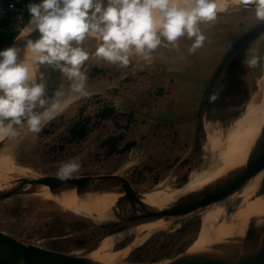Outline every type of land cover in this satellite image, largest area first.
Here are the masks:
<instances>
[{
    "label": "rangeland",
    "instance_id": "374dc122",
    "mask_svg": "<svg viewBox=\"0 0 264 264\" xmlns=\"http://www.w3.org/2000/svg\"><path fill=\"white\" fill-rule=\"evenodd\" d=\"M232 1H223L220 11H202L192 17L167 21L155 28L148 42L113 44L95 55L72 85L9 135L6 150L24 174L1 179L0 185L14 180L17 186L16 181L21 178L116 174L127 178L140 195L179 193L183 196L212 182L215 174L199 187L194 186L220 153L240 142L244 143L241 148L246 145L257 129L248 122V109L264 102V36L232 63L231 82L227 92L220 95L222 98L207 105L204 94L208 83L202 84L196 98L199 102L191 94L195 93V80L202 73L215 71L231 42L264 19V8L235 5ZM109 4L113 8L118 5ZM13 31L18 37L20 31L15 28ZM178 41L180 46L205 42V52L194 60L197 69L188 66L193 60L191 56L181 58L176 64ZM161 66L172 69L169 77L187 83L193 78L192 90L176 93L185 84L176 89L174 81L166 87L168 90L161 88L158 82ZM177 67L179 71L173 70ZM246 75L248 79L242 81ZM184 104L198 108L193 120L194 134L180 132L176 126L188 121L184 117L179 120L176 114ZM108 110H113V115L103 119L102 113ZM77 124L87 129L85 138L72 136ZM185 135H189L188 141L182 144ZM179 136H184V140ZM148 137L152 139L149 144ZM177 147L181 154L186 150L185 153L176 155ZM12 184L0 190V231L25 244L71 256L101 253L108 236L164 220L123 222L117 217L108 220L87 217L43 195L42 187L33 190L29 185L24 187V193L2 200L5 193L14 189ZM253 184L249 182L238 192L214 223L212 233L222 230L221 226L248 197ZM122 192L112 189L108 196L126 203L129 200ZM210 208L213 207L170 218L160 231L132 233L113 250L123 253L112 264H168L199 251L198 243L204 238L203 218Z\"/></svg>",
    "mask_w": 264,
    "mask_h": 264
},
{
    "label": "water",
    "instance_id": "95a60500",
    "mask_svg": "<svg viewBox=\"0 0 264 264\" xmlns=\"http://www.w3.org/2000/svg\"><path fill=\"white\" fill-rule=\"evenodd\" d=\"M145 1L123 0L113 8L109 4V2L112 3V0H71L70 3H74L75 7L69 24L65 27V31L68 30V33L57 35L55 41L49 44L41 54L40 69L35 81L29 85L30 90L19 96L5 88H0V129L9 124L12 125V128H17L72 85L90 63V60L112 45L115 37L126 28L135 11ZM63 2H56L55 6ZM113 3L115 4V2ZM241 5L250 8H264V0H255L253 3L243 0ZM42 34L43 32L40 33V35ZM92 34L97 36L98 40L94 37L87 39V36ZM2 35L3 29L0 28V39ZM262 36H264V19L248 28L231 42L206 89L205 98L208 106L213 105L220 98L219 96L225 94L229 89L232 63L248 46ZM17 38L0 53V63L8 60L7 65L0 71V77L14 72L25 60L26 46H21L20 52L15 51V47L18 45ZM54 46L56 47L54 48ZM80 58L82 59L81 65L75 70V61ZM263 171L264 142L245 167L236 169L226 178L220 179L214 184L179 198L164 209H155L148 205L143 199L146 195L136 192L132 183L121 175L47 177L57 181L51 186L52 194L72 190L76 185L99 193L112 189L123 191L126 199L140 206L123 210L117 218L123 222H134L168 216L183 217L213 206L240 192ZM16 182L17 187L5 193L2 200L24 193L26 185L32 186L33 190L38 188L35 186L36 183L30 182L27 178L17 179ZM261 184L264 186V178ZM82 194L83 192L79 191V195ZM0 264L102 263L86 256H71L33 244H25L0 231ZM168 264H264V227L252 228L243 236L216 245L213 247V252L188 254L170 261Z\"/></svg>",
    "mask_w": 264,
    "mask_h": 264
},
{
    "label": "bare ground",
    "instance_id": "6f19581e",
    "mask_svg": "<svg viewBox=\"0 0 264 264\" xmlns=\"http://www.w3.org/2000/svg\"><path fill=\"white\" fill-rule=\"evenodd\" d=\"M59 1L64 2L55 6V3ZM70 1L71 0H55L49 3L43 10L37 12L29 20L27 25L21 29L18 34V45H16L15 51L20 52L22 50L21 46H26L25 60L14 72L0 77V88H5L12 94L19 96L30 90L29 85L35 81V77L40 69L39 58L41 54L47 49L49 44L55 41L57 35L68 33V30L65 31V27L69 24L71 14L73 13L72 11H74L75 7V4L70 3ZM121 1L123 0H112V2L115 3ZM223 1L225 0H146L138 10L135 11L126 28L115 37L112 45L126 42H148L153 38L154 30L157 26L163 25L170 20H181L184 16L192 17L200 14L202 11H220L223 8ZM242 1L243 0H233L231 4L240 5ZM247 1L252 3L255 2V0ZM41 32H43L42 35H40ZM92 37L98 40V37L94 34L87 36V39ZM55 47L56 46H54V48ZM81 62V58L76 60L74 69H78ZM7 63L8 60H4L0 63V71H2ZM262 82L264 85V79ZM250 103L254 102L251 101ZM248 114L250 119L248 122L255 128L257 127V129L251 135L250 139H248L246 145L241 148L244 143L240 142L220 153L218 158H215V155L214 161H212L210 167L204 173V176H202L201 180L194 186L199 187L215 174V179L212 182L197 190L189 191L183 196L179 193H162L161 195L144 196V201L155 209H164L179 198L214 184L218 182L221 177L224 176L223 178H226L227 174L232 171L245 167L250 158L258 151L259 147H261L264 142V102L260 101L254 104L253 107L248 109ZM14 129L15 128H12L11 124L0 129V143L5 140L0 146V180L14 178V175L16 177L23 173V169L16 165L14 158L6 150L11 139L9 135ZM263 178L264 171L250 181V183L254 184L248 197H246L245 200H243V204L241 203L239 208L229 216L224 227L221 226V231L212 233L215 227L214 223L222 216V213L225 212L238 193L223 202L214 204L211 206L213 208L207 210L201 228V234L204 238L198 243L200 246L199 251H192L191 254L213 252V247L216 245L226 243L232 238L243 236L252 228L264 227V186L261 184ZM29 181L36 183V187H42V189H44L43 195L53 198L61 206L67 207L87 217L108 220L117 217L123 210L140 206L138 204H130L129 201L125 203L121 200L110 198L108 194L111 191L99 193L76 185L72 190L60 194H52L50 191L51 186L57 181H53V179L50 178H38ZM11 182L13 183L12 185H14L12 188H16L15 181L10 180L2 183L0 185V190H4ZM79 191L83 192V194L79 195ZM128 204H130V206H128ZM170 218L174 219L175 217H164V220L157 221L153 225H140L129 232L121 231L114 233L108 236L102 244L100 248L101 253L95 252L91 254L90 258L102 264H112L123 253V251L118 252L113 250L125 238L136 232L142 231L151 233L153 231H160L169 224Z\"/></svg>",
    "mask_w": 264,
    "mask_h": 264
},
{
    "label": "crops",
    "instance_id": "0c3cea01",
    "mask_svg": "<svg viewBox=\"0 0 264 264\" xmlns=\"http://www.w3.org/2000/svg\"><path fill=\"white\" fill-rule=\"evenodd\" d=\"M216 40H217V38H216ZM202 42H200V43H196V42L195 43H190L191 45H187V44H189V43H187L185 46H180L179 45L180 42L178 41L177 45H176L177 46L176 49L178 51H177V53L175 52V55H174V58H175L174 61H176V64H178L177 62H180L181 58L186 59L188 56H191L190 59H193V60L190 61V64L188 66H190L191 69H197V64L194 62V60L197 59L196 57H199V56L201 57L202 54H203L202 52H205V48H203V47H205L206 44H205V42H203V43ZM216 42H218V40ZM181 54H183V55H181ZM249 60H251V58H249ZM248 63H246V64H248ZM160 69L161 70L159 71V74H162L158 78V79H161V80L158 81L159 83L161 82L160 83V87L161 86L164 87V88L169 87V84H171L174 81L175 85L177 84L176 85V89L178 88V85L180 86V84H185L183 87L180 86V87H182L181 90L178 92V89H177L176 93L180 94L182 92L184 93L186 90L187 91H191L192 90V88H193L192 87V83L194 82L193 78H192V80H189L188 83H187V81H183L184 79L182 80V79L175 78V77H169L168 72L170 70H172L171 68H167V67L165 68L164 66H161ZM173 70L179 71V67H177V69L174 68ZM245 70H246V67H245ZM245 70H244V72H245ZM213 73H214V71L211 72L210 74H209V72L202 73L201 74L202 76L198 77V79L194 78V79H196L195 82H194L196 85L194 86V92L195 93H191L194 96L193 100H196L197 102L200 101L199 98L198 99H196V98L198 97L197 95L199 94V92H201V90H202V84L203 83H208L209 84ZM247 77L248 76L246 75V77L245 76L242 77L241 80L242 81H246L245 79H248ZM166 90H168V89L166 88ZM205 93H206V90H205ZM191 103L195 104V102H191ZM197 109H198L197 106H196V108H191V107H187V105L184 104L183 108H181V109L179 108L177 110V113H176L177 117L180 116L181 114L183 115V113H184L183 117L188 120L187 123H185L184 125H180V124L176 125V126L179 127L180 132H189L190 131V132H192V134H194V129H195L194 128V126H195V122H194L195 120L194 119H195V115H196ZM185 137H186V139L184 140L183 138H185ZM185 137L184 136H179V139L184 140V141L181 142L182 144H185L188 141L189 135H185ZM150 142H152V139H150V137H148L147 140H146V143L149 144ZM179 150H180V147H177V151H175V154L178 155V156H181L186 151V150H184L183 153L181 154V152Z\"/></svg>",
    "mask_w": 264,
    "mask_h": 264
},
{
    "label": "built area",
    "instance_id": "2783aa9c",
    "mask_svg": "<svg viewBox=\"0 0 264 264\" xmlns=\"http://www.w3.org/2000/svg\"><path fill=\"white\" fill-rule=\"evenodd\" d=\"M49 2L50 0H0V21L9 20L16 30L21 31Z\"/></svg>",
    "mask_w": 264,
    "mask_h": 264
},
{
    "label": "trees",
    "instance_id": "16d2710c",
    "mask_svg": "<svg viewBox=\"0 0 264 264\" xmlns=\"http://www.w3.org/2000/svg\"><path fill=\"white\" fill-rule=\"evenodd\" d=\"M0 27L3 28V31H4L0 39V53H1L6 47H8L17 38V33L13 31L14 27L12 26L11 21L9 20L7 22L2 20L0 22ZM113 112H114L113 110L104 111L102 113V118L103 119L110 118L113 115ZM183 115L181 114L180 116H178V119L181 120L183 118ZM71 134L74 138H79V137L85 138L88 134V131L86 128L81 126V124H77L72 130Z\"/></svg>",
    "mask_w": 264,
    "mask_h": 264
},
{
    "label": "flooded vegetation",
    "instance_id": "af4514ba",
    "mask_svg": "<svg viewBox=\"0 0 264 264\" xmlns=\"http://www.w3.org/2000/svg\"><path fill=\"white\" fill-rule=\"evenodd\" d=\"M0 22H1V21H0ZM0 28H1V27H0ZM1 29H3V28H1ZM3 32H4V31H3ZM4 50H5V49H4ZM2 52H3V51H2ZM2 52H1V53H2ZM219 97H221V98H222V96H219Z\"/></svg>",
    "mask_w": 264,
    "mask_h": 264
}]
</instances>
